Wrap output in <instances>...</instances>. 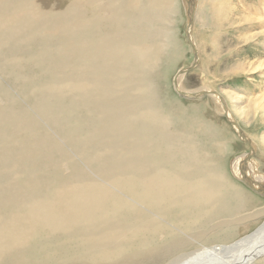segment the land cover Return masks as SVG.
I'll use <instances>...</instances> for the list:
<instances>
[{
    "label": "bare ground",
    "instance_id": "1",
    "mask_svg": "<svg viewBox=\"0 0 264 264\" xmlns=\"http://www.w3.org/2000/svg\"><path fill=\"white\" fill-rule=\"evenodd\" d=\"M217 1L189 0L191 65L196 23L222 28ZM178 15L179 0H0V264H264V221L242 233L264 216L245 182L264 181L252 109L185 89L186 67L171 84L190 53ZM206 96L235 134L181 103Z\"/></svg>",
    "mask_w": 264,
    "mask_h": 264
},
{
    "label": "rangeland",
    "instance_id": "2",
    "mask_svg": "<svg viewBox=\"0 0 264 264\" xmlns=\"http://www.w3.org/2000/svg\"><path fill=\"white\" fill-rule=\"evenodd\" d=\"M220 1H222L221 4L223 10L221 30L213 33L208 30L209 27L207 28L206 25H204L206 28H203V25H200L202 24L200 22H197L193 29L201 45L200 49L202 59L199 65L195 64V68L184 74L185 76L183 75L182 86H184L185 89L197 90L205 87V85H210L211 89L215 88L222 94L228 95L232 99V101L229 100L231 108L236 107L234 106V104H239V102H241L240 104L244 106L249 105L248 107L252 109L251 111H249L252 113V116L249 115L247 118L248 120L245 117H242L243 119H240V123L243 129L248 134H250V136L253 137L257 142H259L258 148L261 151L257 150L254 157L259 162L263 161L261 163L263 166H261V169L264 171V46L262 45V43H260L261 38H263L264 36V31L261 27L262 23H259L260 21L257 20L258 16L254 14L260 9V2H258L259 0H219L217 2ZM227 2L230 4H228ZM189 7L190 5H187L185 0H179V23L177 26L178 37L182 39L183 42L185 41L187 43L188 46L186 44L185 45L188 48H190V44L188 42L187 30L188 26H190V15L193 14V12L191 11L189 14ZM259 17L264 18V16ZM212 34H215L220 38H217V43L213 41L212 38H209V35ZM190 53H186L184 57L180 58L174 64V68L169 75L171 84L173 83L175 71L181 68V66L183 68L190 67L195 56H198L197 51L195 50V54H193L191 48ZM185 57L189 58L186 59ZM6 80L7 79L2 80L3 86L9 88L14 95L20 97L22 102L29 105L28 100H26V98L22 96L20 90ZM172 91L175 92L174 90ZM186 92H189L190 94L193 93L188 90H186ZM235 93L238 94L237 98H235L239 100V102L237 103L233 101V96L235 95ZM208 94L209 93H206L205 95ZM230 94H233V96ZM234 97H236V95ZM246 98L248 99V101ZM181 101V103H183L184 105L206 103V105L209 106L208 118L211 119V121H214L219 126L224 127L228 131V133H236V127L224 113V106V112L222 110L219 111L215 99L211 96L202 98L196 97L194 99L185 98L181 99ZM236 108H234L235 111L239 110L238 107ZM42 120L43 119L40 118L41 123L47 125V121L43 120V122ZM239 138L241 139L240 141L233 140V143L231 142V154H229L228 158L225 160V166L228 172L232 171L231 156L233 152L242 154L249 149V144L247 143V141H245L240 136ZM261 182L263 183L264 181ZM261 182L259 183L260 185ZM260 199L263 204L264 196H262ZM263 221L264 216L255 219V221L253 220V225L244 226L242 229V233H244L245 231L249 232V228H251V230L252 228H255V226L257 228V224H259L260 222L262 223ZM258 237L259 236H256L254 239H257Z\"/></svg>",
    "mask_w": 264,
    "mask_h": 264
},
{
    "label": "water",
    "instance_id": "3",
    "mask_svg": "<svg viewBox=\"0 0 264 264\" xmlns=\"http://www.w3.org/2000/svg\"><path fill=\"white\" fill-rule=\"evenodd\" d=\"M185 2L188 4V5H190V3H189V0H185ZM188 7V6H187ZM188 10V9H187ZM193 68H195V64L194 65H191L189 68H187L186 70H182V71H180L179 73L180 74H186L187 72H189L190 70H192ZM176 82V81H175ZM179 93L181 94V95H183V96H186L187 95V93L185 92H181V91H179ZM247 143H249L248 141H247ZM252 154V153H251ZM251 154L249 155V158H250V156H251ZM248 158V157H247ZM248 158V159H249ZM245 182L249 185V186H251L253 189H255L257 192H259V193H261V194H263L264 195V186H262V184L261 185H258V186H256L255 184H254V181L252 180V179H250V178H247L246 180H245Z\"/></svg>",
    "mask_w": 264,
    "mask_h": 264
}]
</instances>
